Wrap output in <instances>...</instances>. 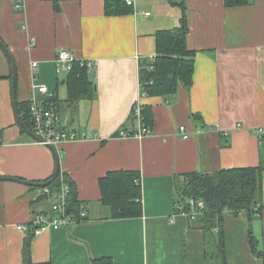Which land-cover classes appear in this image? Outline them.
<instances>
[{
	"label": "crops",
	"instance_id": "crops-1",
	"mask_svg": "<svg viewBox=\"0 0 264 264\" xmlns=\"http://www.w3.org/2000/svg\"><path fill=\"white\" fill-rule=\"evenodd\" d=\"M172 1L185 7V41L195 50L192 84L169 98L140 96L139 71L144 59L156 55V30L179 23L181 9ZM13 6L0 0V40L16 66L17 104L32 96L34 83H44L48 92L37 95L58 111L60 125L87 133L55 150L60 171L76 184L85 219L33 236L31 260L91 264L106 256L113 264H216L217 228L206 236L200 216L179 213L172 221L175 184L191 172L264 166V134L254 133L264 126V0L236 6L224 0H132L113 14L106 13L105 0ZM59 49L94 62L91 96L68 99V73L54 67ZM137 102L151 112V132L121 137L120 131L138 130L132 113ZM0 141V177L37 183L53 175V150L35 143L16 121L12 64L1 47ZM115 170L139 172L140 217L111 218L102 204L99 178ZM32 187L0 180V264L22 263L28 231L18 224H30L38 212L53 214L51 202L39 198L41 188ZM260 198L263 207L252 216L223 212L225 264H263L248 233L264 250V170Z\"/></svg>",
	"mask_w": 264,
	"mask_h": 264
},
{
	"label": "trees",
	"instance_id": "trees-1",
	"mask_svg": "<svg viewBox=\"0 0 264 264\" xmlns=\"http://www.w3.org/2000/svg\"><path fill=\"white\" fill-rule=\"evenodd\" d=\"M249 0H224L226 6L247 4ZM123 0H105L106 13H122ZM179 23L173 28L159 29L155 32L156 55L143 63L139 71L140 91L146 95H161L165 98L173 96L178 88L189 89L192 84L195 50L188 48L186 37L188 23L185 7L181 2ZM127 5V4H126ZM123 10V11H122ZM68 99L75 102L80 97L93 94V82L89 78V70L75 63L66 78ZM28 100L18 104L20 117L26 125L32 128L29 117ZM49 104V103H48ZM142 116L145 125H150L151 112L142 105ZM196 119L197 115H193ZM194 118V119H195ZM262 164L258 166L236 167L217 170L214 172H191L183 175V179L175 184V205L185 204L189 211L187 200L193 198L204 202V209L200 216L202 228L206 236L217 228L216 249L214 259L216 264H225L223 241V212L229 211L236 216L242 210L252 216L263 206L260 204ZM52 177V176H51ZM50 177V178H51ZM49 178V179H50ZM46 179L42 182H45ZM68 186L66 196V213L72 214L77 222L85 219L80 216V201L77 198L75 185L65 173L58 169L56 178L46 187L51 192L59 191L61 185ZM101 202L109 208L111 218H133L142 215L140 174L135 170H115L108 172L98 181ZM33 189L39 187H32ZM42 188V187H40ZM40 199H47V195H40ZM32 225L29 227L22 252L21 264H51L49 261L34 263L30 257V243L34 234ZM249 231V242L255 256L262 259L264 264V250L258 246V239ZM91 264H113L111 257L92 258Z\"/></svg>",
	"mask_w": 264,
	"mask_h": 264
},
{
	"label": "built area",
	"instance_id": "built-area-1",
	"mask_svg": "<svg viewBox=\"0 0 264 264\" xmlns=\"http://www.w3.org/2000/svg\"><path fill=\"white\" fill-rule=\"evenodd\" d=\"M13 7L16 10H21L24 7V0H12ZM132 4V0H126V4ZM75 63H78L82 67H86L89 71L94 68V62L89 59L78 58L75 54L73 55L67 49H59L56 57L54 59V67L57 74L69 73ZM31 67L36 68L37 62H31ZM32 96L28 99L29 117L32 124L31 130L38 138L33 139L35 143L44 145L48 148L59 149L64 142H72L84 140L87 138V133L83 130H77L75 128H64L60 125V116L56 109L50 107L45 101L40 99L37 94H45L48 92V88L44 83H34L32 85ZM145 92L140 91V96H145ZM142 105L137 102L133 114L138 122V130L136 131H120L119 135L121 137H137L141 138L151 132L150 126L145 125L142 116ZM181 132V137L187 138L188 133L185 131L184 126L179 127ZM254 133L258 135L264 134V126L256 127ZM0 145L2 142L0 141ZM41 195H47L51 202V216H45L42 212L34 214L33 220L30 224H18L16 229L21 231H28L29 227L35 225L34 234H39L46 228L58 229L62 227H67L71 224L77 223V219L70 213H66V196L68 193V186L62 184L59 191L51 192L49 188L42 187L40 191ZM189 206V211L185 208V204H178L175 206L174 214H186L191 218L196 216H201L204 207V202L202 200H195L189 198L187 204ZM80 216L84 217L85 212L80 205Z\"/></svg>",
	"mask_w": 264,
	"mask_h": 264
},
{
	"label": "water",
	"instance_id": "water-1",
	"mask_svg": "<svg viewBox=\"0 0 264 264\" xmlns=\"http://www.w3.org/2000/svg\"><path fill=\"white\" fill-rule=\"evenodd\" d=\"M0 47L3 49L4 52H6V54L8 55L9 59L11 60V64H12V98H13V105H14V111H15V115H16V121L19 124L20 128L23 129L24 132H26L29 136H31L33 139H38L35 134L33 133V131L31 130L30 127H28L26 125V123L21 119L20 114H19V109H18V104H17V100H16V84H17V78H16V66L15 63L8 51L7 48H5V46L3 45L2 41L0 40ZM146 60H143V63H145ZM53 150L54 155H55V160H56V165H55V171L52 175V177L45 181V182H34V181H28V180H21L18 178H12V177H0V180H5V179H9V180H16V181H21L24 184H27L29 186H33V187H45L47 186L49 183L51 184V182L54 181V179L57 176L58 173V169H59V161H58V156L56 154V151L54 148H50Z\"/></svg>",
	"mask_w": 264,
	"mask_h": 264
}]
</instances>
